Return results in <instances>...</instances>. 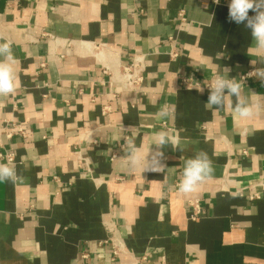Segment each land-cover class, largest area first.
Segmentation results:
<instances>
[{
	"label": "crops",
	"instance_id": "0c3cea01",
	"mask_svg": "<svg viewBox=\"0 0 264 264\" xmlns=\"http://www.w3.org/2000/svg\"><path fill=\"white\" fill-rule=\"evenodd\" d=\"M229 3L0 0V43L17 61L16 90L0 97V153L15 154L24 177L0 182V264H264V86L244 82L260 107L238 120L231 108L205 109L209 90L179 83L208 82L217 66L236 78L264 68ZM140 54L142 86H108L103 69ZM165 103L169 121L155 115ZM162 129L176 141L160 149L166 171H128L125 141L146 152ZM199 152L212 172L182 193L184 163Z\"/></svg>",
	"mask_w": 264,
	"mask_h": 264
},
{
	"label": "clouds",
	"instance_id": "9594fccd",
	"mask_svg": "<svg viewBox=\"0 0 264 264\" xmlns=\"http://www.w3.org/2000/svg\"><path fill=\"white\" fill-rule=\"evenodd\" d=\"M214 2L219 4L220 0H214ZM228 9L229 21L238 25L244 24L245 28L250 31L253 41L250 51L264 54V0H230ZM250 10L255 15L249 16ZM257 62L264 63V55ZM16 63L11 43L7 41L0 43V97L10 96L16 90L17 77L14 68ZM218 67L211 83L207 86L209 95L207 102L204 104L205 109L223 111L225 108H231L234 117L238 120L252 118L255 110L260 107L253 99L258 94L251 90L248 93L245 92L244 81L246 77H232L229 74L230 69L224 68L221 72L218 71ZM248 76L259 78L262 86H264V68H257L254 72L248 73ZM195 89L200 92L204 91L199 86ZM174 111V106L165 103L155 115L162 121H169L174 118ZM168 144H171L174 148L176 147V141L166 129L152 134L146 152L131 140H126L124 152L126 153L127 170L131 172L139 170L141 174L145 171L165 172L166 166L161 162L163 152L160 149ZM153 145L156 148L155 151L151 150ZM211 172V162L207 153H197L184 163L182 177L178 185L179 191L186 194L195 192L209 178ZM23 180L24 177L17 173L14 165L0 162V182L16 184L23 182Z\"/></svg>",
	"mask_w": 264,
	"mask_h": 264
},
{
	"label": "built area",
	"instance_id": "2783aa9c",
	"mask_svg": "<svg viewBox=\"0 0 264 264\" xmlns=\"http://www.w3.org/2000/svg\"><path fill=\"white\" fill-rule=\"evenodd\" d=\"M177 17L181 22H185V12L184 10H178ZM171 40V49L170 56L172 58L178 57L179 53L176 51V43L173 39ZM144 72H145V56L143 54L134 56L128 63L122 64L119 63L116 70L112 71L109 68H104L103 73L108 74L107 84L111 86L113 84H119L121 88L127 92L135 91L140 88L144 81ZM254 72V69L247 70L246 72L242 73L239 77L244 76L246 77L245 81L249 80L252 76H248V73ZM213 78V77H212ZM212 78L208 82H199L198 80H191L187 77H181L179 83L181 86L186 88H195V87H202L205 90H209L207 86L211 83ZM104 82H102L103 84ZM109 111V105H104L101 109V112L105 114ZM16 132L19 134L24 133L23 128L21 125H18L16 128ZM10 136V134H8ZM0 157L6 160L10 165H15L16 157L15 154L11 152H3L0 153ZM89 170L86 168L85 173ZM250 199L258 198L256 193L250 194ZM189 206V217L191 219H196L201 214V206L199 200H190L188 202ZM113 244V253L117 254L116 245L112 240Z\"/></svg>",
	"mask_w": 264,
	"mask_h": 264
},
{
	"label": "bare ground",
	"instance_id": "6f19581e",
	"mask_svg": "<svg viewBox=\"0 0 264 264\" xmlns=\"http://www.w3.org/2000/svg\"><path fill=\"white\" fill-rule=\"evenodd\" d=\"M110 54H111V53H110ZM97 55L101 58V56H103V53L100 52V53H98ZM107 57H108V56H107ZM109 57H110V56H109ZM106 61H107V60H106ZM113 61H114V60H112L111 63H112ZM109 64H110V63H109ZM114 70H115V69H114Z\"/></svg>",
	"mask_w": 264,
	"mask_h": 264
}]
</instances>
